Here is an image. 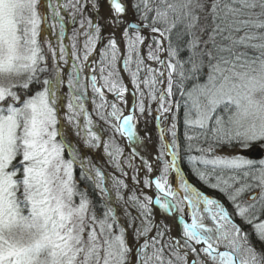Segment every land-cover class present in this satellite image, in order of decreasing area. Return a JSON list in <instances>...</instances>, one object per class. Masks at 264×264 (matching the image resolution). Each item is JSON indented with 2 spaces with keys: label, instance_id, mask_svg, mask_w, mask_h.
<instances>
[{
  "label": "snow or ice",
  "instance_id": "1",
  "mask_svg": "<svg viewBox=\"0 0 264 264\" xmlns=\"http://www.w3.org/2000/svg\"><path fill=\"white\" fill-rule=\"evenodd\" d=\"M105 4L108 13L100 15ZM86 5L96 11L98 20L84 15ZM48 8L53 22L44 31L51 30L61 43L53 48L44 41L49 45L45 55L38 37L48 20L44 15ZM204 8L202 0H68L63 5L52 0H0V264H131L133 253L135 264H264V250L258 251L250 234L236 222L239 217L253 224L258 240L264 242V221L259 220L264 216V156L242 154L264 153V32L259 31L264 29V0H232L224 5L223 17L220 0H212V19L221 23L203 42L212 48L197 52L201 40L193 32L199 21L195 13ZM257 8L259 12L254 11ZM64 9L71 10L73 23L80 17V27L72 29L70 49L62 43ZM180 24L191 37L185 60L179 58L183 49L172 42ZM145 30L150 37L142 35ZM117 33L125 38L123 49L117 44ZM217 35L224 42L216 43ZM149 38L152 43H147ZM257 40L260 43H253ZM241 47L258 55L250 56ZM94 51L99 62L92 58ZM49 60L54 62L53 75H48ZM122 71L130 77L131 91ZM65 72L67 91L62 90ZM191 80L197 83L189 89ZM108 93L114 94V100L107 99ZM126 93L132 96L130 106ZM153 101L157 104L154 119L171 120L169 127L161 128L157 159L168 155L171 160L164 162L154 180L149 175L141 180L139 172L146 169L150 174L153 165L137 150L143 139L138 125L142 116L153 111ZM121 104L130 107L127 114ZM181 109L183 151L199 179L227 197L232 212L181 174L177 163L182 158ZM92 113L107 129L97 126ZM106 131L111 133L108 141L103 139ZM117 134L131 145L126 160L116 143ZM81 142L88 149L103 147L120 176L129 175L124 170L127 164L137 173L131 180L144 189L154 184L155 204L162 214L179 218V239L169 235L165 242L170 229L155 222L153 197L143 189H129L124 179L83 156ZM225 147L235 153L217 154ZM194 150L200 154L192 155ZM136 158L140 165L133 163ZM197 162L211 170L196 168ZM76 165L81 170L78 179L74 178ZM170 170L179 177L178 187L169 180ZM81 180L98 191L95 199L80 188ZM245 193L248 199L242 200ZM185 205L191 223L185 222ZM129 208L136 209L137 215ZM130 229L136 240L143 238L135 249L127 238ZM153 231L155 235H150ZM168 248L170 255L165 252Z\"/></svg>",
  "mask_w": 264,
  "mask_h": 264
},
{
  "label": "rangeland",
  "instance_id": "2",
  "mask_svg": "<svg viewBox=\"0 0 264 264\" xmlns=\"http://www.w3.org/2000/svg\"><path fill=\"white\" fill-rule=\"evenodd\" d=\"M52 2L53 3H58L59 5H63L65 3H67L68 0H52ZM202 2L205 4L204 10L203 11H200L199 9H197L196 11L201 12V14H200L201 15V18L204 19L201 24H202V26H204V25L206 26V24H207V21L206 20L209 19V15H210V12H211L210 11L211 0H202ZM47 10H48V12L51 15L52 9L51 8H48ZM65 12H68V15H65ZM61 15L64 16V19H65V38L63 39L62 43L66 46V48L70 49L71 43H72L71 37L73 35L72 29L73 28H77L78 29L80 27V24H79L80 17L78 16L76 18V22L73 23V20L71 18V10L70 9H64L63 11H61ZM84 15L89 16L90 18L92 16L91 12H88V11H86L84 13ZM52 22L53 21H49L48 20L47 26L45 28H47L48 25H49V23L51 24ZM157 26L160 27L159 25H157ZM41 29H42L41 36L38 37V40L40 41L41 47L44 50L45 55H48L49 45H48V43H45L44 41H49L51 43V46L53 48H57V46L61 43V41L58 39V37H57L56 34H53L51 32V30L44 31L43 25H41ZM58 30L59 29L57 28L56 29V32L57 33H58ZM142 35L145 36L144 33H142ZM205 38H207V37H205ZM79 43L82 45V43H83V37H80ZM147 43H152V41H151L150 38L148 39ZM147 43L142 46V55L145 56V58L147 57V52H148ZM253 43H260V41L259 40L253 41ZM203 46H205V44ZM153 47H155L154 44H153ZM95 52L96 51L93 52V57L92 58H94V53ZM255 54H258V53H255ZM162 55L164 57H166L167 56V53H163ZM98 57H100V56L98 55ZM99 60H100V58H99ZM145 62L151 64V66L154 67V68H161V66L159 64H157L156 62H154V61H148L146 59ZM48 63H49V72H48V75H53L54 74V72H53L54 62L51 61V60H49ZM64 67L68 71L71 70L70 67L67 66V65L64 66ZM161 70H163V69L161 68ZM66 75H67V73L65 72L64 73V76H65V84L62 86V90L63 91H67ZM43 76H45V75L44 74H41V79H43ZM89 92H91V89L90 88H89ZM176 99H180V97L177 95L176 96ZM150 103H151V107H152L153 111L151 113H146L144 116L141 117L140 122H139V125H138V134L142 138H144L146 136L148 137L149 135H152V139L154 141H156L159 144V146H161L162 141L160 140V126L161 127L162 126L163 127L165 126V128L169 127L170 126V123H171V120H170V118L167 119V120L162 119L161 121L155 120L154 117L156 116L155 109L157 107V104L154 101L153 102H150ZM120 106L123 109L125 108V106L123 104H121ZM88 107H89V110L91 112L92 105H91L90 100H89ZM181 113H183V111H180V114ZM92 114H93L94 122L97 124V126L100 127V128L107 129V125L104 123V121L99 120V118L96 117L95 113H92ZM110 135H111V133L109 131H106L105 134L103 135V139L105 141H108ZM166 137H167V139L169 141L171 140L170 134H166ZM115 140H116V143L119 145V147L121 149H123V157H122V159H125L126 160L129 153L126 151V148H125V146H124V144H123V142L120 139V137H119L118 134L115 136ZM78 147H80L82 149V155L83 156H87V157L91 158L93 160V162L97 166H102L103 169H104V171H106L107 173H109L111 176H116V177H119L121 179H124L125 180V183L129 185V189H133V190L134 189H143V191H144L145 194L151 196L149 194L150 191H148V190L152 189V187L151 188H147L145 190L143 188V184L142 183L137 184L136 181H133V180L130 179V177L132 175H136L137 173L133 172V170L131 168H129L127 166V164L124 165V170L129 175L127 177L120 176V173L113 167V165H111V164L108 163L109 157L105 153L103 147L94 148V149H88L85 145H83V142H81V144L78 145ZM234 153H235V149L230 150L229 153L227 152V153H223V154H220V153H218V154L219 155H232ZM145 154H147L146 151H144V153H140L141 156H143L145 159H147ZM242 154L245 155V156H248V157H252V158H259L261 156H264V153H260L259 151H256V150H253L251 152H245V153H242ZM170 160H171V157L168 156V155H165L162 159H160V173H161V169L163 167L164 162L165 161H170ZM140 162L141 161H140L139 158L138 159L136 158L133 161V163L136 164V165H140ZM177 163L179 165V161L178 160H177ZM197 163H199V162H197ZM74 167H78V165H76ZM160 173H159V175H160ZM138 175H139V178L142 180L145 175H148L147 170L145 171V173H143V171H140ZM168 176H169V180L172 177L174 178L175 177L174 170H170ZM176 176L178 177V175H176ZM74 178H75V176H74ZM178 180H179V177H178ZM177 187H178V183H177ZM125 192L127 193V195H131V191H129V190L126 189ZM97 193H98V191H97ZM181 193H182V190H181ZM137 194L139 195L140 193L138 192ZM185 207H186L185 222L191 223L190 209H187V206L186 205H185ZM129 211L132 212L133 215H137V210L136 209L129 208ZM232 211H233V207H232ZM162 213H163V211H162ZM121 217L123 218V213H121ZM261 221H264V217H263V219ZM208 222H209V225L211 226L210 221H208ZM161 223L167 224L169 226V229H170V218H169L168 214H161L160 224ZM251 226L253 227L252 228V231H255L254 230V225L251 224ZM179 232H180V235H181V233H182V225L181 224L179 225ZM245 233H249V232L246 230ZM153 235H155V232L153 233ZM169 235H170V232L165 235V237H164L165 242H168ZM127 238H128V240L130 242V246L133 249H134L135 245L139 242V240L142 239V237H141L139 240H136L135 237H134L133 231L131 229L129 230V233H128V237ZM260 243H262L264 245V242H260L259 241V245H258L259 247H261L260 245H262ZM253 246L256 247L255 245H253ZM256 249L258 250L257 247H256ZM260 250H262V249L260 248L258 251H260ZM166 252H167V255H170L171 252H172V249L171 248H168V249H166ZM130 262H131V264H135V259H134L133 254L130 257Z\"/></svg>",
  "mask_w": 264,
  "mask_h": 264
},
{
  "label": "trees",
  "instance_id": "3",
  "mask_svg": "<svg viewBox=\"0 0 264 264\" xmlns=\"http://www.w3.org/2000/svg\"><path fill=\"white\" fill-rule=\"evenodd\" d=\"M211 3H212V0H211ZM231 3H232V0H220V16L221 17H223L224 12L226 11V9L224 8V5L225 4H231ZM234 6L238 7L239 5H234ZM254 11L259 12L260 9L257 8ZM195 14L199 16V21L196 24V27L193 29V32L195 33L196 36H199L200 37V40H201V43H200L199 47L196 49V51L199 52L201 50H207L208 48H212V44L211 43H209L207 46H203L204 45L203 42L209 38V35L212 33V30L215 27V24L216 23H221V21H220V19H217L214 22L213 19H212L211 12H210L209 19L206 20L207 21L206 26L205 25L202 26L201 23L203 22L204 19L201 18V15H200L201 12L196 11ZM241 18L243 19V18H246V17H241ZM229 19H231V17H229ZM159 26L160 27H164V25H159ZM221 26L223 27L224 25L221 24ZM201 29H203V31H201ZM252 31H257V30L256 29H253ZM259 31L260 32H264V29H260ZM181 34H183L182 35V38H181ZM226 34L227 33H225V35ZM242 34L243 33H240V35H242ZM205 37H207V38H205ZM190 38L191 37H189L186 34V29H185V27H184L183 24L178 25L177 28L172 33V42H173V44H175L178 47H180L181 49H183V51L180 52V57H179L181 60L187 59V57L190 55L189 50L186 47ZM222 42H224V41H222L221 36L217 35V37H216V43L219 44V43H222ZM239 50L240 51H246V52H248V54L250 56L258 55V54H255V53H257V51L256 50H253L251 48L245 49V48L241 47ZM200 82L202 83L203 80H201ZM195 83H197V81L191 80V81H189L187 83L186 87L189 88V89H191ZM181 111H183V109H181ZM183 133H184L183 113H181L180 114V121H179V128H178V136L180 138V145H181V149H180V154H181V157H182L181 158V161H183L182 163L184 164V167L186 169L185 170L186 175L191 179V181H193L195 183L196 180H197L194 177L196 173L192 169H190L189 167L187 168L186 163H185V160L187 159V155L188 154L183 151V147H184V143H185L184 142V138H183ZM204 146L206 147L207 145H204ZM227 149L228 148L225 147L223 149H218V150H227ZM193 153H197V152L194 150L191 154H193ZM80 171L81 170L79 169V167L75 168L74 176H75L76 179L79 178ZM79 186H80V188L82 190L83 189H87L88 192H89V195L93 199H95L98 196L97 191L96 192H93L92 191V186H91V183L90 182H87L86 183V182H84V181L81 180ZM202 189L205 192L209 193L211 196L216 197V198L218 197L223 202L224 205L229 206V202L226 199V196L223 195L222 192H220L218 189H213V188H210L209 189V188H206V187H202ZM239 222H241V221H239ZM243 226H244L245 230H247L249 232V234H250V241L252 242V244L255 245L258 248V250L260 248L262 250H264V245L262 243H260V244H262V245H260L261 247L258 246L259 245V240H258L256 234L254 233V231H252L251 224H248V225L247 224H243ZM165 252H166V250H165ZM166 255H167V252H166Z\"/></svg>",
  "mask_w": 264,
  "mask_h": 264
},
{
  "label": "water",
  "instance_id": "4",
  "mask_svg": "<svg viewBox=\"0 0 264 264\" xmlns=\"http://www.w3.org/2000/svg\"><path fill=\"white\" fill-rule=\"evenodd\" d=\"M86 7L94 12V17L99 19V16L97 15L96 11L91 9L90 5H86ZM104 10H105L104 14L106 15L108 13L107 5L105 6ZM100 15H101V13H100ZM132 22L135 23L134 20ZM107 33H109V30L105 29L104 30V36ZM116 38H117V40L119 42V45H120L121 49H123L124 46H125V38L122 36L121 33H117ZM102 46L103 45H98V47L100 49L102 48ZM94 55L98 56L99 55L98 51H96ZM118 67H122V62L120 64H118ZM121 75L124 77L125 84H127L129 86V91H131V84H130V79L128 77V74L126 72L122 71ZM113 97H114L113 95L107 94V99L109 101ZM130 97H131V103H132V96L130 95ZM131 103L129 104V106L131 105ZM129 111H130V107H127L126 110H125V113L127 114ZM121 139H122V141L124 143V146H125L127 152H130L131 145L127 141V138L126 137H121ZM140 149H146L149 152V154L151 155L150 163L153 165V172L149 174V177L154 180L158 176V170H159L160 159H157V157L159 156V153H160L159 145H158V143L156 141H154L151 138L143 139V140H141L140 144L137 145V150L140 151ZM155 192H156V189H155V186L153 184L152 190H150V194L153 197V205H154L153 213H154L155 222L157 224H160L159 212H158V209L156 208V204H155V197H154ZM169 214H170V217H171V232H170V236L175 237V238L178 239V237H177V235H178L177 225H178V222H179V218L176 217V215L174 213H169ZM154 232L155 231H153L150 235H153ZM139 243H143V238L138 242V244ZM137 245L135 246V248L137 247ZM134 255H135V253H133V256Z\"/></svg>",
  "mask_w": 264,
  "mask_h": 264
},
{
  "label": "bare ground",
  "instance_id": "5",
  "mask_svg": "<svg viewBox=\"0 0 264 264\" xmlns=\"http://www.w3.org/2000/svg\"><path fill=\"white\" fill-rule=\"evenodd\" d=\"M125 99H126L127 101H129V104H130L131 99H130V97H129L127 94H125ZM162 127H163V126H162ZM162 127L160 126V130H161ZM164 128H165V126H164ZM137 159H138V158H137ZM148 160H149V156H148ZM174 173H175V177H174V178L172 177V178L170 179V181L172 182L173 187H177L178 177H176V172H175V170H174ZM156 206H157V209L161 212V210L159 209L158 205H156ZM160 219H161V217H160ZM179 235H180V233L178 232L177 237H179Z\"/></svg>",
  "mask_w": 264,
  "mask_h": 264
},
{
  "label": "flooded vegetation",
  "instance_id": "6",
  "mask_svg": "<svg viewBox=\"0 0 264 264\" xmlns=\"http://www.w3.org/2000/svg\"><path fill=\"white\" fill-rule=\"evenodd\" d=\"M130 32H131V30H130ZM147 137V136H146ZM148 137H152V135H149Z\"/></svg>",
  "mask_w": 264,
  "mask_h": 264
}]
</instances>
